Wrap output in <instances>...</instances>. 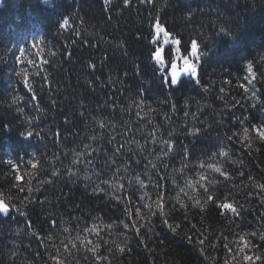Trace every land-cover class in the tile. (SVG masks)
<instances>
[{"label":"trees","instance_id":"16d2710c","mask_svg":"<svg viewBox=\"0 0 264 264\" xmlns=\"http://www.w3.org/2000/svg\"><path fill=\"white\" fill-rule=\"evenodd\" d=\"M258 131L264 0H0V264H264Z\"/></svg>","mask_w":264,"mask_h":264},{"label":"snow or ice","instance_id":"6c2138e0","mask_svg":"<svg viewBox=\"0 0 264 264\" xmlns=\"http://www.w3.org/2000/svg\"><path fill=\"white\" fill-rule=\"evenodd\" d=\"M44 5H47L49 0H42ZM66 23V22H65ZM161 34L163 38V43L164 44H169L170 42V35L169 32L165 30V28L161 27L159 23L155 24V42H159L161 39ZM171 43L174 45H179L181 43L180 40L172 39ZM21 53L23 54L24 49L20 50ZM181 49L179 47L176 48V52L179 53ZM169 55H171V51L169 50ZM191 56L195 57L197 60L200 59L198 56V43L196 41H193L191 44ZM152 58L155 61L156 64L160 66V70L167 71V67L170 66L171 68V74H170V79L166 81L169 83L170 86H177L179 84L178 77L181 75L180 71L177 69V63L175 60L169 59L166 61L165 59V50L163 48H156L153 51ZM183 71L187 74H190L193 78H197L198 76V69L196 67V64L193 63L187 56L183 57ZM249 73L252 72L251 66L248 68ZM27 87V83H26ZM31 91V89H29ZM245 135H247V129H245ZM258 135L260 136L261 139H264V131H258ZM35 166V165H34ZM217 172H220V169H216ZM223 174V173H221ZM201 179H204L202 176ZM209 200L213 199L211 196L208 197ZM225 208H232L231 205H223ZM235 211V209H232ZM9 211V208L3 203L0 202V213H7ZM67 231V229H65ZM203 243V241H201Z\"/></svg>","mask_w":264,"mask_h":264},{"label":"rangeland","instance_id":"374dc122","mask_svg":"<svg viewBox=\"0 0 264 264\" xmlns=\"http://www.w3.org/2000/svg\"><path fill=\"white\" fill-rule=\"evenodd\" d=\"M183 68H184V66H182L179 71L182 72L183 71ZM1 214H5V213H1Z\"/></svg>","mask_w":264,"mask_h":264}]
</instances>
